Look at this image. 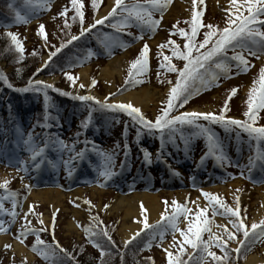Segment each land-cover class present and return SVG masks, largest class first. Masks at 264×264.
<instances>
[{
	"label": "rangeland",
	"instance_id": "374dc122",
	"mask_svg": "<svg viewBox=\"0 0 264 264\" xmlns=\"http://www.w3.org/2000/svg\"><path fill=\"white\" fill-rule=\"evenodd\" d=\"M6 8L0 7V13H7L8 15H11L13 11V7L16 3L21 2L22 0H0ZM101 1V0H100ZM177 0H170V3L168 5V9L173 7ZM213 1L212 5H205V2L203 4L197 3L195 7L193 6L192 0H188L187 4L188 6L185 8V11H177L172 14H169L168 12L164 16V20L161 26L160 32L157 33V35L153 36L151 38L150 42V55L155 60L161 62L164 55H168L171 58L172 65H181V68L183 67L185 61L182 58H178L176 56L172 55V47H176L179 51H184L183 45L186 42L184 40V37L179 35V30L183 29L186 33H190L191 29L190 27H186L185 25L182 26V28H177L176 24H178L181 20H187L190 22L189 19H192V10L193 8L202 7L207 10L206 19H205V25L206 24H213L216 28H223L226 26L227 20L229 16L235 15L234 11V5H232L231 0H227L226 2L223 1L221 3L220 0H210ZM105 6L98 12V14L107 6L108 0H104ZM207 2V0H206ZM79 6L81 7V11L85 10V13L83 14L84 19H88L91 15L90 11L93 8V0H80ZM67 9V11H65ZM74 7L71 4V0H59L56 3V6L54 7L51 14L46 17L45 19L36 22L29 27L25 29H17L13 31L12 33L17 34L18 39L21 41V45L24 48L23 58H20V53L16 50L15 46L12 44L10 38L3 33H0V36H2L1 46H7L9 45L10 52H6V56L9 59V62H11L12 65H14V68L18 71L24 74L25 69H27L28 72H31V75H35L37 72V68L47 63L49 54L52 51H55L57 48L60 49V51L57 53L56 57H53L52 64L50 67V70L52 72L59 73L58 75H54L55 81L52 82V84L56 87L62 90L67 89L71 90L72 92H87L89 91L90 94L93 92H96L97 98L101 100L105 99L107 96H120L123 95L125 92H127V88H123L120 91L121 87H124L126 85V78L133 75V70L131 65L133 62L137 60L135 54L139 51V48L141 46V43H138L134 48H131L128 51H125L123 54L119 55H126L125 58H123V64L121 67V78L117 77L115 83L107 84L104 83L99 76V73L101 69L109 62H103L99 61L97 63H93L89 67L91 68L89 77L87 79H81L79 76V71L75 72L73 70V67L77 64L75 62H66L62 63V59L64 57H72L77 50L74 46H68L67 39L70 38V36L74 35L79 31V28L76 25H71L70 22L67 20L72 17V14L76 11H74ZM63 13V14H62ZM190 13V16L188 14ZM97 14V15H98ZM241 14L247 15V12L244 10V8H241ZM170 15L169 17H167ZM236 16V15H235ZM235 19V17L233 18ZM92 21V16L87 20V23ZM44 25L45 26V36H41L39 34V26ZM205 31V28L202 30L201 37L202 39L203 32ZM9 32V31H8ZM7 32V33H8ZM172 32H175V35L172 36ZM160 36V37H159ZM45 37L47 39V43H45ZM159 37V38H158ZM158 38V39H157ZM157 39V40H156ZM156 42L154 43V41ZM170 41H175V45H170ZM62 45H64L62 47ZM163 45H169L168 47H162ZM202 51V50H201ZM18 55V63H13L14 60L12 56L14 54ZM1 57V55H0ZM14 57V56H13ZM118 57V56H116ZM115 58V57H114ZM16 65V66H15ZM264 67V58L260 57L258 59V62L254 68H252L251 71L248 72L245 76L235 78L233 80H226L221 82L220 86L213 90L211 94H207L205 96H202L199 98L195 103L188 102L185 104V111H201V112H213L215 114L221 113V111L224 109L225 102L227 101L229 108L226 111L228 115H230L232 118L245 120L244 113L247 111L248 107V96L250 90L255 86L256 93H259L260 85H259V77H260V70ZM14 68L11 66H8L4 61L0 62V73H3L7 77V81L10 82V78L13 81L12 78V72L14 71ZM67 71L69 74L73 75L76 78V84L72 85L69 81L65 78L64 72ZM160 72V73H159ZM8 73V74H7ZM48 73V72H45ZM235 73V70L232 72ZM158 74V75H157ZM32 75V76H33ZM166 73H161V70L158 69L157 64L152 62V71L151 74L148 76V78L144 79L147 85L152 87L151 92L157 91V100L158 102H155L154 104L150 105V109L147 111H142V113L146 116V118L152 120L157 113L160 112V109L164 106V102L167 98L168 88L167 85L170 78ZM52 77V78H53ZM32 79V78H31ZM95 80V85H92V81ZM125 80V82H124ZM4 81H1V83ZM57 82V83H56ZM124 82V85H123ZM255 82V85H254ZM84 84V88H80V84ZM132 84L135 82H131ZM123 85V86H122ZM94 86V87H93ZM250 86V88L247 90V88ZM88 88V89H87ZM233 88L237 89V92L235 94L231 93V90ZM138 90V89H137ZM125 91V92H124ZM130 93V92H129ZM117 94V95H115ZM164 94V97L159 100L158 95ZM115 99V98H114ZM114 99H108L109 102H114ZM156 101V100H155ZM225 112V113H226ZM224 113V114H225ZM127 118L131 120L130 117L125 114ZM258 120L260 123H264V110L261 111L260 115L258 116ZM31 134V132H27ZM75 131H72L71 136H68V148H67V155L65 158L61 161V166L63 167V171H66L67 165H74L73 162L75 159H77V153H79V142L74 141V135ZM29 139V136H28ZM38 139H39V132L34 133L31 136L32 144L38 148ZM251 143L250 141L247 142V147H250ZM58 146L56 148H53V151H57ZM55 154V153H53ZM67 161V164L65 163ZM197 160L192 161V163L196 162ZM255 163V162H252ZM57 166L60 165V154L59 158L56 162ZM182 166L184 167V171H186V168H189V173L200 171V166H197L196 168L190 169L189 164H187V160L182 162ZM264 167H259V169L255 166L253 174L258 173V175H261L264 173ZM187 172V171H186ZM188 173V172H187ZM20 175V176H19ZM22 174H16L13 171L4 169L0 167V187L7 182V185L12 186L16 189H20L21 187H29L31 189V193H24L23 196H21L22 200H25L21 207L22 215L20 217L19 223L16 225V229H20L21 231H24L25 229H34V228H46L51 226L52 222H55V226L57 227V239L61 241L63 245L70 248H77L83 249V253H88L89 255L94 254V250L87 246L84 241H81V236H85L87 234H90V231H85V229H90L91 225H93L96 221L105 219V222L107 224V228L109 229L110 233L112 234L115 243L119 246H123V242L120 238V235L118 233L119 231V225H120V219L116 215H110V209L111 205L114 201V198L120 195H117L115 193V190L113 189H106L101 186H93V187H83L84 197L82 198V202H77L75 197L73 196V193L76 192V189L72 192H64L59 189H53V188H39L37 190H32V185L36 184V182H31L29 184L28 180H26L24 177H22ZM202 178H200V188L202 185ZM208 179V178H207ZM239 182V188L232 187L233 193L229 197L228 195L223 196L222 194H219V192H216L213 190V196H216L218 200L222 201L225 205L228 207L234 208V206L241 204L242 206V213L240 215L241 219L244 221L246 227L251 226L252 223H257L261 220H264V217L260 221H252V217L254 212L259 208L260 204H257V196H258V188H264V180L261 181L259 179L251 178L249 179V183L243 179L242 177L238 179H231L229 182H221L220 180L215 179V183L229 186L232 183ZM28 185V186H27ZM199 188V189H200ZM46 189H53L58 190L62 192L66 197L63 199V203L60 206H57V208H53L52 205L49 204H42V202L34 201L32 198V193L35 191H41ZM167 188L162 189L160 194L161 202L164 204L165 212L172 211L174 208L173 201H176L178 203L183 204L184 202H181L177 199H171L168 192L166 191ZM174 190V189H172ZM95 191V193H94ZM101 193V194H98ZM174 192V191H173ZM201 192V193H200ZM177 193V192H176ZM189 193H193L189 191ZM195 196L201 197L203 200L204 208L209 205L212 206V204L209 203L208 200L205 201V197L200 196L202 194V191L198 190L194 192ZM101 196L102 200H94V196ZM133 195V194H131ZM128 195V196H131ZM25 203H27V210H25ZM107 206V207H105ZM201 206V204H200ZM23 207L24 210L23 211ZM189 208L191 209L190 213L188 214V219L184 220L181 223V231L187 232V229L189 228V222L195 223L197 214L200 212L201 209L192 207V203L189 201ZM217 208L219 209V205H217ZM31 209V210H30ZM73 211H78L81 215L80 218H75V214ZM219 211H222V209H219ZM48 215V218L47 216ZM221 223L224 225L223 227V233L222 237H219L222 240H227V236L225 234V228L233 231L235 235V239L233 240H227V249L228 252V258H232V249L235 250L237 247H242L238 243V241L245 240L243 237L242 232H235L234 229H232V225L228 223L229 219H234L233 217H226L218 215ZM216 216V217H217ZM215 217V218H216ZM77 222L76 229L77 232L69 233L66 229L68 224L70 222ZM215 225V223H214ZM83 232L82 234H79L80 232ZM177 232L175 234H172L170 237L171 239L164 245L163 247L159 248L158 252H153L149 254H144L142 257L145 259L146 264H149L151 262V259L153 261H156L155 264H163L168 262V252L173 253V258H175L177 251H179V247L181 246L183 242V237L181 236L180 232ZM173 235H175L176 239L173 240ZM189 235H191L189 233ZM251 235V233H250ZM248 241V240H247ZM36 244L35 238H29L26 240L27 246H32ZM8 245V244H6ZM4 245L2 247V251L0 250V264H8L11 259H18L17 262L19 264H34L35 261V255L32 259H29L25 256H18L16 253H14V250L12 248H9V251H3L6 247ZM212 247L210 248V251L213 252V249L217 250L218 248L215 246V238L213 242L211 243ZM156 246H159L157 244ZM251 251L254 252V254L261 255L264 257V240L262 241V244L259 243V245L251 248ZM214 253L217 256H224V253L219 251H214ZM228 258L225 260L224 264H230L228 263ZM4 259V261H2ZM34 260V261H33ZM205 264H216V261H214L211 257H207Z\"/></svg>",
	"mask_w": 264,
	"mask_h": 264
},
{
	"label": "snow or ice",
	"instance_id": "6c2138e0",
	"mask_svg": "<svg viewBox=\"0 0 264 264\" xmlns=\"http://www.w3.org/2000/svg\"><path fill=\"white\" fill-rule=\"evenodd\" d=\"M99 2L100 0H93V7H95ZM169 3L170 0H135V3H125V0H114V5L108 13V16L96 19L94 23L89 25L87 28L82 27L81 35L90 31L92 28H95L97 25H104L106 22L109 27L115 29L117 32L124 31L133 26L139 28L141 32H154L160 24V21L153 17V12L158 11L161 15H163ZM192 3L195 7L197 3L203 4L204 0H192ZM231 3L235 6V19H233L232 16H229L226 26L223 28H216L211 23L203 25L205 31L203 32L202 39H196L197 33L201 28L200 11H193L190 33H186L183 29L179 30V35L184 37V40L186 41L183 45L184 51H179L176 47H172V55L182 58L185 63L182 68L177 69L174 65H172L171 58L168 55L163 56V61L167 63L162 66L170 72H178V76L175 83L170 86L164 106L160 109L159 114L154 120L146 118L141 109L131 103L109 102L108 98L101 100L94 95H78L73 96L72 98L78 99L86 105L89 102H92V107L89 108L90 112L93 108H96L98 110L123 112L127 114V116L131 118V121L138 125V134L140 131H147L152 135H156L158 133L160 135L162 145L165 137L174 142V136L178 130V125L191 126L196 130L193 133L194 135L198 134L206 137L208 147L207 154L214 156L216 161L221 166L229 161L228 157L224 155L220 146V141L214 130L211 128V125H219L224 128L226 132L236 131L238 138L239 133L242 131L246 133L251 140L256 141L257 145L264 143V126H255L258 111L264 110V67L260 70L259 93H256L255 86H253L249 92L248 107L247 111L244 113L246 117L245 120L228 117L224 114L229 108L227 101L225 102L224 109L219 114L201 111H185L179 114H173L177 108L183 107V105L187 104L189 99L193 95L197 94L202 88H207L217 81L220 75L228 76L230 68L235 67L238 72H246L250 67V62L246 58L245 54L256 58L264 57V30L261 29V25H264V20H259V17L264 15V0H231ZM71 4L75 8L77 16L81 18V24H83V12L79 6L80 0H71ZM241 8H244L247 15L241 14ZM65 11H67V9H65ZM109 17H112V20H109ZM73 19H75V17H73ZM16 20L17 22H27V19L25 17H21L19 12L16 13ZM39 34L41 36H45L44 25L39 26ZM127 34L132 35L131 32H128ZM6 35L10 38L16 50L20 53V58L22 59L24 48L22 47L17 34L8 32ZM105 36L110 43L116 42L114 37H108L107 34H105ZM133 38L142 39V36H135ZM76 39H78V37L72 35L67 43H71ZM44 42L47 43L46 37ZM169 44L175 45V41H170ZM63 46L64 45H62V47ZM168 46L169 45H163L162 47ZM59 51V48L52 51L49 54L48 60L52 61L53 57H56ZM229 52H231V55H229ZM148 53L149 46L145 44L142 52L140 53V57L131 65L132 69L136 70V73H143L148 67ZM45 66L48 65L45 64ZM41 70L42 69H37V72ZM64 75L70 84H76V78L73 75L69 74L67 71L64 72ZM0 80L6 82L8 87H12L11 83L7 81L6 75L3 73H0ZM91 83L92 85H95L96 81L93 80ZM79 87L84 88L85 85L81 83ZM50 89L62 95H72V93L55 88L53 84L40 79H30L27 86L16 90L21 92L33 91L36 93H43L44 99L47 101L48 90ZM236 92V88L231 90L232 94H235ZM201 120L207 121L208 125L206 126L202 123H198V121ZM89 122L90 121L84 122L83 127H87ZM56 142H58L61 146L64 145V141L62 139H59ZM185 142L187 143V141ZM25 143L30 145L29 150L31 152V159L33 161L34 168L39 169L40 163L37 162V157L43 156L44 149L40 148L37 150V148L32 144L31 134H29V139L25 141ZM84 155V152L77 153V157L81 159ZM101 155H103V153H101ZM258 158L264 159V154L258 153ZM106 159L109 162L111 161L110 156ZM144 159L146 163L151 162L147 152L144 153ZM18 163L20 168L27 172L28 168L26 162L20 160ZM65 163L67 164V161ZM251 163L252 160L250 159L249 164L251 165ZM176 174L178 175V173ZM69 175H71V170H69ZM100 175L105 179H108L111 173L105 170L102 171ZM3 187L5 188V191H7V182H5ZM11 195L13 197V208H15L16 200L14 197L16 196V193H11ZM202 195L207 198L210 204H212L213 216L217 215L219 212V215L234 218L229 219L228 223L232 225V229H234L235 232H242L245 240L264 239V220H261L259 224L252 223L250 228L246 227L244 221L240 217V208L238 206L235 208L228 207L222 201L218 200L216 196H213L206 191H202ZM172 203L174 205L172 214L167 217L162 216L161 219H166L172 231L175 232L180 231L178 227V218L183 216L184 219L187 220L191 209L187 206H182L176 201H173ZM217 205H219V209H222V211H219ZM140 208L142 213L146 211L144 209L143 202H141ZM3 211V202L0 200V212ZM204 211H206V209L200 210L197 214L195 223H192L191 221L189 222L187 232H180L183 237V242L179 248V253L182 254L184 252L183 245L187 244L193 249L199 248L198 256L193 258L189 255V259L193 260L194 264H205L207 257H211L214 261H216V264H224L229 251L227 249V240L235 239L234 232L225 228L227 240L220 239L212 232L211 227L209 226L211 222L203 216ZM9 215L12 217L11 222H14L17 213L13 211L9 213ZM143 223L145 229L150 228L146 218ZM219 227L223 228L224 225L221 224ZM6 231L5 222L0 220V233ZM29 231L35 232L36 230L25 229L20 232L19 236H26L29 234ZM85 231L89 230L85 229ZM202 232L209 233L207 241L201 239ZM189 233L191 235H189ZM91 235H102L111 240V236L107 230L92 232ZM136 235H139V233H136ZM157 235H159L160 239L163 240L164 230L161 229L159 224L151 226V230L149 232V236L152 240H155ZM214 238L215 246L224 252L223 257L217 256L214 252L209 250L210 244L213 242ZM175 239L176 237L173 235V240ZM245 240L238 241V243L240 245H244ZM93 243H95V241H93ZM36 244L43 245L49 252H55V249L46 245L45 242L40 239L38 234L36 235ZM95 246L99 247V244H96ZM146 247H150V242L146 245ZM240 250V247L235 249L237 253H239ZM33 251H40V249L34 246ZM43 254L45 259H49L47 252ZM65 254L69 255L66 252ZM101 254L103 255V252ZM180 254L173 258V253L169 251L167 264H187V262L181 258Z\"/></svg>",
	"mask_w": 264,
	"mask_h": 264
},
{
	"label": "bare ground",
	"instance_id": "6f19581e",
	"mask_svg": "<svg viewBox=\"0 0 264 264\" xmlns=\"http://www.w3.org/2000/svg\"><path fill=\"white\" fill-rule=\"evenodd\" d=\"M221 3L223 1L227 0H220ZM188 0H177L173 7L169 10V14H172L177 11H185V8L188 6L187 4ZM205 5L209 4L212 5L213 1L210 0H204ZM224 4V3H223ZM114 5V0H108L107 6L101 11V13L98 15V18L106 17L107 14L111 11L112 7ZM168 15L167 17H169ZM190 16V13L188 14ZM97 18V19H98ZM160 37V36H159ZM158 37V38H159ZM157 38V39H158ZM156 39V40H157ZM154 41V43L156 42ZM126 55L115 57L114 59L110 60L100 71L99 76L100 79L107 84H114L116 81V78H121V67L122 62L124 61L123 58H125ZM91 68L86 67L80 70L79 76L81 79H87L89 77ZM44 81H47L48 83H52L55 81V77L53 78H42ZM250 88V86L247 88V90ZM152 87L146 86L142 87L136 91L130 92L127 95L121 96L117 98V102L122 103H131L134 106H137L141 109V111H147L150 109V105L154 104L155 102H158L157 100V91L151 92ZM158 99L161 100L164 97V94L158 95ZM156 100V101H155ZM29 161H32L31 156H28ZM239 182H235L230 184L229 186H222L213 188H204L203 191H206L213 195V192L211 190L215 189L216 192H219L223 196L228 195L229 197L233 193L232 187L239 188ZM234 187V188H235ZM258 196L257 198V204L259 203V208L254 212L252 221H260L264 217V188H258ZM95 193V191H94ZM98 194H101L98 192ZM171 199H177L179 201L187 200V196L189 195V192L185 191H178L177 193L174 192H168ZM73 196L75 197L77 202H82V198L84 197L83 189H77L75 193H73ZM94 196V200H102L101 196ZM161 195L156 194H149V193H139V194H133L131 196H117L114 198V201L111 205L110 209V215H116L120 219V225H119V235L123 243L129 241L136 233L141 231L144 228V220L146 218L147 222L153 223L158 221L161 216L164 213V206L161 203L160 200ZM66 196L58 191L53 189H46L41 191H35L32 193V198L34 201L42 202V204H49L53 206V208H57V206L62 205L63 199ZM143 202L144 211L141 212L140 204ZM192 207L199 208L201 204V198L198 196L192 197ZM83 204V202H82ZM25 209H27V204L25 206ZM75 214V218H80L81 215L78 214V211H73ZM48 218V215H46ZM78 222V221H77ZM221 220L218 218L215 224V234L218 237H222L223 228L219 227L221 225ZM69 233H72L73 231L77 232L75 221L70 222L68 226L66 227ZM9 242L8 237H0V248L7 244ZM12 249L14 250V253H16L18 256L22 255L29 259H32L33 256L28 250L20 245L18 242L13 243ZM244 264H264V257L257 254H252L248 257L247 261Z\"/></svg>",
	"mask_w": 264,
	"mask_h": 264
},
{
	"label": "trees",
	"instance_id": "16d2710c",
	"mask_svg": "<svg viewBox=\"0 0 264 264\" xmlns=\"http://www.w3.org/2000/svg\"><path fill=\"white\" fill-rule=\"evenodd\" d=\"M3 22H0V33H1V25ZM4 34V33H3ZM2 36H0V40H2ZM6 52H10L9 45L2 47L1 41H0V62L4 61L8 66H11L14 68V65L11 64L6 59H9L5 54ZM14 54L13 52H11ZM14 56V57H13ZM12 58L14 59L13 63H18V55L14 54ZM6 58V59H5ZM16 66V65H15ZM51 73H48L50 75ZM31 76V72H28L27 69H25L24 74L21 72H18L15 68L12 72V78L13 81L10 78V82L14 85H20L28 81V79ZM132 78L129 80L131 81ZM103 255H100V258H97L95 255H89L88 253H83V249L80 248V252L76 253V260L78 264H146L144 260H142L136 253V250L133 248L134 244L129 245V248L133 249V252H130V255H122L124 253H119L115 247L107 246L103 243ZM127 247V248H128ZM102 253V252H101ZM121 255V256H120Z\"/></svg>",
	"mask_w": 264,
	"mask_h": 264
}]
</instances>
